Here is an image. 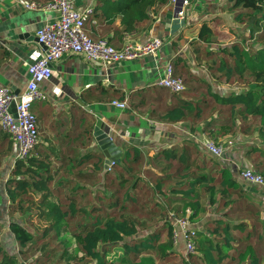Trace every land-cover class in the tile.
Instances as JSON below:
<instances>
[{
    "label": "trees",
    "instance_id": "trees-1",
    "mask_svg": "<svg viewBox=\"0 0 264 264\" xmlns=\"http://www.w3.org/2000/svg\"><path fill=\"white\" fill-rule=\"evenodd\" d=\"M104 1L108 3L107 8H103L104 12L119 13L123 30L129 32L134 31L139 22L148 19L150 13L169 3V0ZM227 1L228 10H248V14L252 15L249 18L255 23V13L264 12V0ZM241 13L237 12L234 19L241 20ZM214 35L210 22L203 20L194 40L199 45L210 44L215 42ZM256 39L263 43H259L254 50L246 49L238 42H233L230 48H222L226 56L219 57L215 70L224 82L244 76L251 78L247 89L224 94L212 92L207 83L206 96L209 98L202 96L192 101L179 97L175 104L163 109L161 118L176 122L190 113L194 120L201 119L210 104L216 102L227 107L219 109L216 116L208 119L202 128L204 132H212L215 126H225L233 122L234 115H240L242 118L251 116L258 119L259 131L264 137V28L258 31ZM227 112V115L222 114ZM244 126L249 128L250 124ZM3 137L10 138L8 134ZM197 144L184 140L182 145L163 147L151 156L150 167H143L145 153L134 145L127 146L120 161H115L107 170L103 169L101 154L89 151L81 155L79 164L91 163L88 176L104 172L103 186L95 188L92 196L95 201L85 207L77 202L78 195L84 189L82 186L71 188L67 197H59L62 182L54 180L58 167L52 165V148L47 147L42 152L37 149L36 142L29 154L23 159H15L8 170L5 193L9 217L0 219V224L7 222L17 252H14L12 239L9 243L2 235L0 264H20L24 256L40 248L39 241L44 237L57 239L74 217H80L75 232L79 251L94 260V264H176L171 262L176 255L181 256L184 264H223L225 260L227 262L224 264H259L260 257L256 255L255 247L264 249V232L258 230L259 226L264 227V218L258 215L259 208L246 201L245 190L237 178L238 169L231 161L206 153L207 157L197 164V157L193 156L198 155ZM6 151L7 154L11 151L10 141ZM255 152L260 159H254V169L264 176V148L251 146L246 151V157L253 160L249 156ZM101 187H111V190L101 194ZM199 187L207 196L209 206L227 208L221 211L220 216L204 222L202 229L196 231L194 249L183 255L172 242V218L168 216L167 207L170 203L177 204L170 207L173 215L180 213L179 216H187L193 221L204 209ZM86 191L91 193L90 190ZM163 192L165 197L162 199L160 194ZM54 194L55 200L52 198ZM147 194H151V198L144 199L143 196ZM139 207H147L146 214L163 209L165 218L158 226H146L144 220L136 215ZM238 210L251 214V222L224 218ZM32 218L38 223L33 224ZM49 253L50 250H47L43 256Z\"/></svg>",
    "mask_w": 264,
    "mask_h": 264
},
{
    "label": "crops",
    "instance_id": "crops-1",
    "mask_svg": "<svg viewBox=\"0 0 264 264\" xmlns=\"http://www.w3.org/2000/svg\"><path fill=\"white\" fill-rule=\"evenodd\" d=\"M48 1L0 0V87L9 86L16 93L24 89L26 65L38 58L42 48L36 42L35 32L45 21L55 20L58 15L55 10L43 8ZM29 2H35L38 7L25 8L24 4ZM72 4L79 10L93 8V13L84 24V31L90 38H106L114 47L122 44L126 31L121 25V16L119 13L106 14L103 10L108 6L106 1L72 0ZM224 6L228 10L227 0H190L185 7L183 26L173 33L170 27L173 4H165L150 13V17L139 22L131 32H134L132 39L136 43L146 42L153 37L160 38L162 46L154 54L106 65L100 60H87L81 54H66L52 63L50 78L39 84L45 98L34 101L30 110L36 117L37 149L43 152L47 147L52 148V165L58 167L54 180L62 182L59 197L69 196L71 188L77 185L84 187L81 193L101 186V181L95 178L98 173L87 175L91 163L79 164L78 161L81 155L94 151L101 154L103 164L104 156L93 135L99 129L97 121L101 122L103 131L120 149V158L129 145L143 150V167H150L151 156L163 147L182 145L184 140L189 139L197 141L196 135L201 134L202 129L200 119L196 121L187 113L184 119L170 122L163 120L161 115L163 109L175 104L179 97L192 101L201 98L203 84L200 80L207 82L212 92L216 91L209 82V73L195 67L199 56L196 52L209 43L202 44L201 41L202 45L197 46V42L193 41L201 21L210 22L211 26L220 25ZM236 10L238 8L232 11ZM166 62H171L174 74L183 79L185 95H172L167 89L156 86L155 80ZM111 99L125 100L127 107H115L110 103ZM0 134V219H8L5 181L16 145L11 138L3 137L6 133ZM9 141L11 151L7 161L6 147ZM197 145L201 147L199 142ZM240 166L248 167L244 162H240ZM238 180L246 197H251L254 203L258 202L260 210L264 211V186L247 183L241 178ZM210 219L192 223L200 230L204 222ZM0 230V242L4 240L2 235H5L9 243L12 239L14 246L7 222L0 224ZM175 248L184 250L182 236H179ZM14 252H17L16 244ZM261 262L260 257L259 264H264Z\"/></svg>",
    "mask_w": 264,
    "mask_h": 264
},
{
    "label": "built area",
    "instance_id": "built-area-1",
    "mask_svg": "<svg viewBox=\"0 0 264 264\" xmlns=\"http://www.w3.org/2000/svg\"><path fill=\"white\" fill-rule=\"evenodd\" d=\"M176 1L169 0V4ZM189 1L181 0L182 8L177 12L179 18L185 16V7ZM24 6L31 9L38 7L35 2L25 3ZM43 8L55 10L58 15L55 20L45 21L35 32L36 42L42 48L38 58L26 65L27 78L24 89L16 93L9 86L0 87V127L16 145L12 165L15 159L25 158L38 140L36 117L30 110V105L45 98L39 84L50 78L53 62L66 54H81L87 60H100L106 65L154 54L162 46V40L158 37L136 43L132 39L134 32L129 31L124 32L119 47L110 45L103 37L90 38L84 31V24L93 13V8L76 9L72 0H49ZM155 84L171 93H179L184 89L183 79L174 74L171 62H166L163 66ZM110 103L118 108L127 107L125 100L111 99ZM201 148L216 158H223L222 147L209 139L201 143ZM114 162L112 161L110 166ZM238 176L247 183L264 186V176L254 168L241 166L238 168ZM171 218L172 242L174 245L177 244L179 236H182L185 253L191 252L194 249L197 231L192 221L187 216L172 214Z\"/></svg>",
    "mask_w": 264,
    "mask_h": 264
},
{
    "label": "rangeland",
    "instance_id": "rangeland-1",
    "mask_svg": "<svg viewBox=\"0 0 264 264\" xmlns=\"http://www.w3.org/2000/svg\"><path fill=\"white\" fill-rule=\"evenodd\" d=\"M225 12L220 17L221 22L220 25L215 26V24L212 25V28L215 32L213 40H215L214 43L208 44L206 47H202L199 51L196 53L199 54V56L196 58L197 65L195 66L198 69L204 70L205 72L209 73V82L213 85V88L221 93L229 94L232 91L240 92L245 89H247L249 82H251V78L249 77H242L240 79L234 78L230 80L229 82H224L223 77L219 74V72H216V67L218 64L219 57H225L226 54H223L222 48H230L233 42H238L242 46H244L246 49L254 50L255 47L260 43L256 39L258 35V31L261 28H264V16L263 11L255 13L254 17L256 18V23L252 22V18H249L252 15H249L248 10H243L241 8H238L236 11H229L225 9V6L222 7ZM237 12L241 13V20H235L234 15ZM196 37V36H195ZM196 42V41H193ZM197 44L198 41H197ZM195 44V45H197ZM194 46V44H193ZM195 58V57H193ZM202 82V88L203 90L200 91V94L202 96H206L207 94V82L206 87H204L205 81L200 80ZM201 85V84H200ZM182 95H185L184 91L179 92ZM177 94V96H181L180 94ZM227 106H221L218 103H211L209 108L205 111V113L201 117L200 123L203 125L208 121L212 116H216L217 113H219V109L226 108ZM223 115H227V113H222ZM198 120V119H197ZM196 120V121H197ZM250 124V127H245L244 124ZM264 130V129H263ZM0 132H3L0 127ZM1 135V134H0ZM193 139V138H191ZM209 139L213 141L214 143H217L219 146L222 147L224 150L223 158H219L221 160H227L228 162L231 161L232 164L237 166L238 168L240 166V162H244V164L248 165V167L254 168L253 163L254 159L258 160L260 159V156L258 153H253L250 158L253 160H249L246 157V151L251 146H256L259 148H264V137L259 131V121L258 119L247 116L245 118H242L240 115H234L233 116V122H228L225 124V126H215L212 130V132H204L201 129V134L196 135V142L195 143H201ZM190 140V139H189ZM198 148V155L194 154L193 156L197 157V164L199 165L201 162V159L203 157H207L208 154L203 148L200 146ZM207 153V154H206ZM6 160H9L10 154H6ZM2 163V160L0 158V164ZM236 168V167H235ZM237 168V169H238ZM207 170V168H206ZM117 171V170H115ZM103 174L104 172L98 173V179L101 181V186H103ZM117 175H120V172L117 171ZM115 180V179H114ZM100 188V187H99ZM166 187H164L165 190ZM101 194L105 192V190L110 191L111 187L104 189L101 187ZM91 193H88L87 191H84V194L78 195L77 202L79 205L88 207L90 204L95 201L93 194L96 190L95 188L90 189ZM199 192L201 194V202L203 205V210H201L198 215L195 217L193 221L199 222L200 220H204L205 218H214L221 215V211H223L225 206L222 207H216V206H209L207 204V196L202 191V188L199 187ZM61 193V192H59ZM100 193V192H99ZM246 194V193H245ZM151 194H147L144 197V199L151 198ZM56 194L52 196L53 199H55ZM160 197L163 199L165 197V193L163 192L160 194ZM153 200V199H152ZM247 202L252 203L256 207L259 208L258 215L262 218H264V211L260 210L259 203H254V200L251 199V197H248L246 199ZM152 205V201L150 203ZM150 205V206H151ZM177 204L170 203L168 204L169 209L168 216L171 217L173 214V211L170 207H175ZM148 210L147 207L140 208L137 211L136 215L141 219L144 220L146 226H158L161 224V220L165 218L164 210H157L154 213L146 214L145 212ZM180 215V213H179ZM167 216V218H168ZM226 219L228 220H240L244 219L245 221L251 222L252 216L251 214L247 213L246 211L238 210L237 212L226 215ZM80 220V217H74L69 220L67 225L64 227L62 233L57 239H50L49 236L44 237L42 240L39 241L38 248H40L33 254L27 255V257L24 256L25 259L21 260L20 264H94V260L89 259L88 257L84 256L79 251V242L78 239L75 236V232L77 231V222ZM38 223V221L35 218H32V223ZM40 224V223H39ZM197 230V227H195ZM250 228V227H248ZM171 230V229H170ZM258 230L260 232H264V227L259 226ZM0 234H2V231L0 230ZM165 236V232L163 237ZM7 238V237H5ZM46 242V243H45ZM44 243V245H42ZM42 245V246H41ZM257 252L256 255L258 257H261L262 262H264V249L261 247H255ZM47 250H50V253L46 256H43L47 252ZM183 255H185V250L180 251ZM19 256V255H18ZM38 258V260H34V258ZM110 257V254L109 256ZM181 257V256H180ZM179 255L173 256L171 259V262H174L176 264H184L181 262V258ZM40 258V259H39ZM90 260V261H87ZM261 262V263H262Z\"/></svg>",
    "mask_w": 264,
    "mask_h": 264
},
{
    "label": "water",
    "instance_id": "water-1",
    "mask_svg": "<svg viewBox=\"0 0 264 264\" xmlns=\"http://www.w3.org/2000/svg\"><path fill=\"white\" fill-rule=\"evenodd\" d=\"M182 8L181 0H177L172 7V19H171V32H175L181 26H183L186 16L179 18L177 16V12ZM12 107H14V103H12ZM14 111V108H13ZM96 126H98V131L94 132V136L97 140V144L102 151L104 156L103 167L104 169H109L112 161H120V149L117 148L110 135L103 131V126L100 121L96 122Z\"/></svg>",
    "mask_w": 264,
    "mask_h": 264
}]
</instances>
